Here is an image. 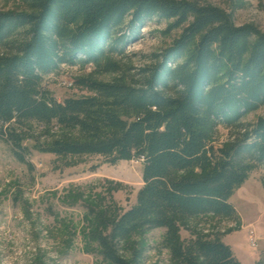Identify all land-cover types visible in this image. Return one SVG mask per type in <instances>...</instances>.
Segmentation results:
<instances>
[{
  "label": "trees",
  "instance_id": "16d2710c",
  "mask_svg": "<svg viewBox=\"0 0 264 264\" xmlns=\"http://www.w3.org/2000/svg\"><path fill=\"white\" fill-rule=\"evenodd\" d=\"M29 12H0V136L19 162L31 126L60 131L47 147L59 157L101 156L111 164L141 161L143 188L134 207L99 221L95 237L110 264H142L121 244L166 230L179 264H242L223 240L181 238L196 218H232L230 199L252 171L264 169V34L235 26L216 7L170 0H21ZM187 25L156 55L140 80L76 83L93 97L59 102L46 79L62 66L94 65L117 73L113 58L153 21ZM219 126L235 131L217 147ZM109 229V235L102 230Z\"/></svg>",
  "mask_w": 264,
  "mask_h": 264
},
{
  "label": "rangeland",
  "instance_id": "374dc122",
  "mask_svg": "<svg viewBox=\"0 0 264 264\" xmlns=\"http://www.w3.org/2000/svg\"><path fill=\"white\" fill-rule=\"evenodd\" d=\"M170 1L216 7L235 26H252L264 34V0ZM7 11L29 12L30 5L0 0V12ZM171 23L155 20L145 26L137 39L127 43L124 55L113 58L119 66L117 73H105L94 65H64L46 79V87L62 102L95 96L77 85L84 77L102 82L140 80L142 71L157 63L155 56L169 48L187 26L169 31ZM65 82L73 86L67 88ZM261 117L264 107L245 117L243 123L253 124ZM31 129L24 142L27 164L19 162L0 136V264H110L95 237L99 221L116 219L136 205L144 186L142 162L111 164L101 156L59 157L47 147L60 131L46 132L36 124ZM234 134L219 126L212 134L213 144L220 147ZM230 201L238 211L235 217L188 221L181 229L182 240H225L243 264H254L255 256L259 260L255 264H264V169L252 171ZM102 233L109 235V229ZM120 248L127 260L137 252L142 254V264H179L172 258L165 229L136 235Z\"/></svg>",
  "mask_w": 264,
  "mask_h": 264
},
{
  "label": "crops",
  "instance_id": "0c3cea01",
  "mask_svg": "<svg viewBox=\"0 0 264 264\" xmlns=\"http://www.w3.org/2000/svg\"><path fill=\"white\" fill-rule=\"evenodd\" d=\"M231 202V201H230ZM232 204V203H231ZM235 207V206H234ZM237 210V209H236ZM238 212V211H237ZM224 242L226 243V244H228L232 249H233V251H234V254H235V256L241 261V258L237 255V253H236V250L233 248V246L231 245V244H229V243H227L225 240H224ZM257 253V252H256ZM255 253V254H256ZM257 257L255 256L254 257V259H253V261H254V264L255 263H257L259 260H258V258L256 259ZM241 263L243 264V262L241 261Z\"/></svg>",
  "mask_w": 264,
  "mask_h": 264
},
{
  "label": "built area",
  "instance_id": "2783aa9c",
  "mask_svg": "<svg viewBox=\"0 0 264 264\" xmlns=\"http://www.w3.org/2000/svg\"><path fill=\"white\" fill-rule=\"evenodd\" d=\"M65 84V86L67 87V88H71L72 86H73V84L72 83H68V82H65L64 83ZM253 241V240H252ZM253 246H255V242L253 241V244H252Z\"/></svg>",
  "mask_w": 264,
  "mask_h": 264
}]
</instances>
